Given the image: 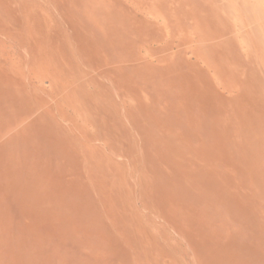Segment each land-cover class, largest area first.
<instances>
[{
  "label": "rangeland",
  "instance_id": "rangeland-1",
  "mask_svg": "<svg viewBox=\"0 0 264 264\" xmlns=\"http://www.w3.org/2000/svg\"><path fill=\"white\" fill-rule=\"evenodd\" d=\"M0 264H264V0H0Z\"/></svg>",
  "mask_w": 264,
  "mask_h": 264
}]
</instances>
